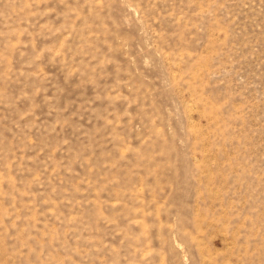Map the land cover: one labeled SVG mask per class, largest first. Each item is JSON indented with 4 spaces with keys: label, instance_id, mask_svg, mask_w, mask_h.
<instances>
[{
    "label": "rangeland",
    "instance_id": "obj_1",
    "mask_svg": "<svg viewBox=\"0 0 264 264\" xmlns=\"http://www.w3.org/2000/svg\"><path fill=\"white\" fill-rule=\"evenodd\" d=\"M0 264H264V0H0Z\"/></svg>",
    "mask_w": 264,
    "mask_h": 264
}]
</instances>
